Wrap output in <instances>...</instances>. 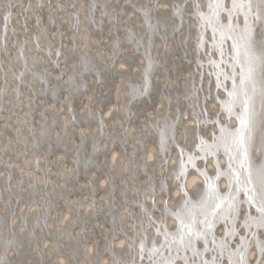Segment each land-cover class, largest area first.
<instances>
[{
    "label": "bare ground",
    "instance_id": "bare-ground-1",
    "mask_svg": "<svg viewBox=\"0 0 264 264\" xmlns=\"http://www.w3.org/2000/svg\"><path fill=\"white\" fill-rule=\"evenodd\" d=\"M199 3L206 12V0ZM174 4L184 6L182 16ZM230 45L221 54L219 33L213 39L188 0H0L2 264H109L113 253L118 264H149L139 242L146 236L150 248L163 236L140 202L161 231L175 232L173 213L184 200L197 204L206 187L187 157L203 156L197 145L216 141L220 127L237 126L222 108L232 87ZM146 71L140 95L134 89ZM168 126L174 139L162 152ZM251 155L264 163L259 130ZM181 157L189 174L176 181ZM227 162L222 148L195 160L222 196L231 189L217 164L227 173ZM247 211L241 204L240 235ZM214 233L224 236L222 222ZM129 239L132 247L122 248Z\"/></svg>",
    "mask_w": 264,
    "mask_h": 264
},
{
    "label": "snow or ice",
    "instance_id": "snow-or-ice-1",
    "mask_svg": "<svg viewBox=\"0 0 264 264\" xmlns=\"http://www.w3.org/2000/svg\"><path fill=\"white\" fill-rule=\"evenodd\" d=\"M188 2L192 3L193 11L203 21V26L211 28L213 39L219 33L221 54L223 43L231 41V73H226L225 79L232 80V87L227 91L228 98L222 101V108L230 117L235 118L237 126L234 129L222 126L216 141L208 143L202 140L197 145L203 156L187 157L192 170L204 178L206 187L197 204L184 200L183 206L173 213L178 222L175 232L167 229L161 231L150 211L140 202L139 206L144 209V216L149 224L157 227V234L163 236V240L159 242L153 239L150 248L146 247V236L142 237L139 242L140 258H146L149 264H225V260L227 264H253V260L248 258V252L254 246L255 264H259V260L264 259V239L258 235V230H264V163L259 166L253 164L251 151L257 131L264 135V0H230V6L225 0H206L203 6L207 9L206 12L202 10L199 0ZM172 9L173 15L182 16L184 6L174 4ZM225 13L226 23L222 22ZM151 67L149 63V70ZM88 70L96 71L94 66H88ZM99 74L96 71V75ZM147 75L146 71L144 86L134 89V92L140 95L147 93ZM217 86H220L219 82ZM257 101L261 106L259 112ZM173 130L174 126H168L166 130L160 131L159 147L162 152L168 140L174 139V136L168 135ZM221 148L228 158L227 173L221 172L217 164V178L227 175L231 191L226 196H222L213 187L207 172L195 164L196 159L214 156ZM115 159L118 162L120 160L119 157ZM188 174L189 170L181 157L180 170L175 172V180L182 181ZM179 186L182 195L187 196L184 184L181 182ZM161 191H165L164 186ZM241 192L246 199H238ZM155 195V191H152L153 206ZM241 204L248 205L245 219L240 225L245 230L243 235L239 234L236 223ZM165 210L167 211L166 201ZM220 222L225 227V233L218 238L214 228ZM116 235L114 231L112 240H115ZM233 238H238L234 247L230 246ZM133 243L129 239L127 245L121 247L130 248ZM199 243H202V248L198 247ZM109 264H118L114 253Z\"/></svg>",
    "mask_w": 264,
    "mask_h": 264
},
{
    "label": "water",
    "instance_id": "water-1",
    "mask_svg": "<svg viewBox=\"0 0 264 264\" xmlns=\"http://www.w3.org/2000/svg\"><path fill=\"white\" fill-rule=\"evenodd\" d=\"M221 128V127H220ZM215 183V182H214ZM215 187H216V184H215Z\"/></svg>",
    "mask_w": 264,
    "mask_h": 264
}]
</instances>
